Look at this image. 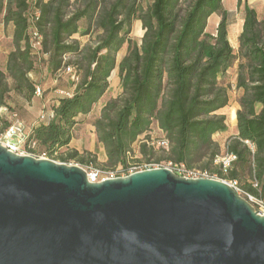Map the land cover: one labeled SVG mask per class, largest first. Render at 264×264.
Segmentation results:
<instances>
[{
  "label": "trees",
  "instance_id": "obj_1",
  "mask_svg": "<svg viewBox=\"0 0 264 264\" xmlns=\"http://www.w3.org/2000/svg\"><path fill=\"white\" fill-rule=\"evenodd\" d=\"M223 1L152 0L143 9L140 0H0V25L13 28V50L5 72L0 71V109L9 108L11 92L27 102L35 96L37 89L28 75L34 69V47L47 55L52 73L61 68L65 56L74 59L69 64L77 79L75 89L57 99L51 119L33 128L25 143L29 153L51 161L58 150L67 148L74 127L106 94L116 69L122 94L107 103L93 123L106 156L103 167L126 168L132 145L156 123L167 147L159 146L164 156L155 163L163 160L217 174L227 183L235 181L241 192L264 199V20L244 6L235 55ZM213 14L221 19L210 34L207 21ZM134 20L144 29L139 46L127 38ZM78 33H95L96 45L82 47L72 38ZM124 42L127 52L118 59ZM235 61L241 95L234 113L236 134L224 147V154L235 160L223 170L214 166L222 148L212 137L227 130L226 118L214 113L228 105V89L218 78ZM10 125H4L0 136ZM153 149L146 142L139 144L146 161ZM77 155L70 152L60 160ZM78 163L97 164L95 158H80Z\"/></svg>",
  "mask_w": 264,
  "mask_h": 264
},
{
  "label": "water",
  "instance_id": "obj_2",
  "mask_svg": "<svg viewBox=\"0 0 264 264\" xmlns=\"http://www.w3.org/2000/svg\"><path fill=\"white\" fill-rule=\"evenodd\" d=\"M226 182L156 167L91 183L0 144V264H264V216Z\"/></svg>",
  "mask_w": 264,
  "mask_h": 264
},
{
  "label": "rangeland",
  "instance_id": "obj_3",
  "mask_svg": "<svg viewBox=\"0 0 264 264\" xmlns=\"http://www.w3.org/2000/svg\"><path fill=\"white\" fill-rule=\"evenodd\" d=\"M151 2L152 0H140L143 9H146L151 4ZM222 5L223 10L227 13L226 21L229 25L228 40L230 41L233 52L236 55L238 52V36L242 29L244 6H247L250 9L254 10L259 20H264V0H224ZM220 19V14H213L212 17H210L207 21L206 32L210 34L214 33V30ZM128 29V40L132 43V45L139 46L141 44V37L144 33V29L143 27H141L140 21H132ZM83 31L84 29L80 28L79 32L82 33ZM81 33L73 37V39L80 43L82 47H94V45H96V43H94L96 41L95 33H93L92 35H83ZM127 48L128 43L124 42L123 48L117 58L124 56V54H126L127 52ZM12 50L13 45H11V41L8 37V33L5 30V27L0 26V71L5 72V65L7 62L6 58ZM31 56L34 60V69L29 73V75L32 80L36 81L37 83L36 86L38 90L36 92V95L30 102H27L22 96H19L14 92L10 93V97L7 100L9 108L6 107L0 109V133L3 131V127L6 123H22L23 128L26 129L28 126L36 122V115L38 113L42 114L48 111V108L50 107V104H47L48 97H64L66 95V92L71 93L75 89L73 84L77 80L74 74L73 66L72 64H69V62L74 61L71 56H65L63 58V64L61 68L56 70L54 73L51 72L52 65L50 64L46 54L38 51L37 48L34 47ZM237 65L238 61H235L232 66L228 68L227 73L224 76L218 78L219 84L228 89L227 96L229 99L228 105L226 107L217 110L214 113L215 115L223 116L226 118L225 125L227 130L222 133H216L212 137L213 141L218 143L222 148V152L219 157L224 155V142L227 141L236 132L234 124V113L238 109V98L241 95V91L236 88L235 84L238 70ZM108 88L109 89L106 94L97 102V104H95L90 114L84 117L81 123L74 127V129L72 130V139L67 148L58 150L54 154L52 160L56 163H62L60 160V156L66 158L70 152H76L78 153V155L72 159H67L64 164L77 165L79 167L83 166V168L87 172H94L97 170L113 171L120 175H127L129 172L154 169L156 167L171 168L170 164L163 160H161L159 163H155L154 161L157 158L164 156V153L159 150V146H161V141L163 140V133L158 129L156 123L151 126L148 133L141 135V137L138 139V142L132 145L133 150L128 154L126 158V168L119 165L115 167H103V165L106 163V156L104 148L97 141L93 123L96 121L102 108L111 100L118 98L122 94V87H120V77L116 69L109 78ZM141 142H146L148 146L154 148L153 154L149 156V161H146V158L139 152V144ZM34 149H36V147H34ZM22 151L28 150L25 149L24 146V149H22ZM31 155H33L36 159L37 157H42V155L38 154V152ZM80 158H95V162H97V164L96 166L81 165L80 163H78V159ZM216 165L218 164L215 163L214 166ZM208 175L215 180L221 179L217 174Z\"/></svg>",
  "mask_w": 264,
  "mask_h": 264
},
{
  "label": "built area",
  "instance_id": "obj_4",
  "mask_svg": "<svg viewBox=\"0 0 264 264\" xmlns=\"http://www.w3.org/2000/svg\"><path fill=\"white\" fill-rule=\"evenodd\" d=\"M77 80V79H76ZM52 117V115H51ZM27 139V134L24 132L23 124L22 123H15L11 124L7 130L1 134L0 136V144L7 150H10L18 155H28L33 158H35L31 153L28 151H22L24 149L25 143ZM31 146H34V144H31ZM161 146L167 147V142L163 139L161 141ZM37 158H44V155L42 157H37ZM234 156L233 155H227L224 154L220 157L216 158L215 163L221 165L222 169L225 170L229 168L230 164L232 161H234ZM169 169L170 171L172 170L175 174L182 176L184 178H210L206 172H200L195 169H185L184 166H171V168H166ZM87 172V171H86ZM137 172V171H135ZM133 173L129 172L128 174ZM127 174V175H128ZM127 175H120L116 172L113 171H94V172H87V177L89 182L91 183H97L100 181H104L107 179H112V178H118V177H126ZM215 180V179H214ZM222 181V180H221ZM225 182V181H224ZM227 183V182H226ZM230 187L234 188L235 191L242 196L245 200H247L254 208L256 212H259L258 214L261 216H264V199H260L257 197H254L248 193H243L241 190L237 187V183L235 181H231L227 183Z\"/></svg>",
  "mask_w": 264,
  "mask_h": 264
},
{
  "label": "crops",
  "instance_id": "obj_5",
  "mask_svg": "<svg viewBox=\"0 0 264 264\" xmlns=\"http://www.w3.org/2000/svg\"><path fill=\"white\" fill-rule=\"evenodd\" d=\"M1 27H2V25H0ZM84 27V24L83 23H80V28L81 29H84L83 28ZM79 28V29H80ZM12 26L11 25H7L6 27H5V30L7 31V33H8V37L10 38V41H11V39H12V33H13V31H12ZM79 34V33H78ZM78 34H76V35H78ZM75 35V36H76ZM75 36H73V37H75ZM72 37V38H73ZM121 52V51H120ZM119 55V54H118ZM118 57V56H117ZM123 57V56H122ZM118 59H121V57L120 58H118ZM115 71V70H114ZM114 71H112V74H113V72ZM111 74V75H112ZM29 75V74H28ZM29 77H30V75H29ZM111 77V76H110ZM30 79L32 80V78L30 77ZM33 82H34V84H35V86H36V81H34V80H32ZM36 89H37V86H36ZM38 90V89H37ZM37 92V91H36ZM69 92H66L65 94H68ZM36 95V94H35ZM35 97V96H34ZM33 97V98H34ZM60 97H62V96H50V97H48V99H47V104H50V107L48 108V111H46L45 113H38L37 115H36V122L35 123H33L32 125H30V126H28L26 129H24L25 130V134H27L28 135V133L33 129V128H35L38 124H41V123H43V122H48L50 119H51V115H52V108H53V106H56L57 105V99L58 98H60ZM234 124H235V122H234ZM235 134H236V132H235ZM234 134V135H235ZM226 142V141H225ZM225 142H224V144H225ZM225 146V145H224Z\"/></svg>",
  "mask_w": 264,
  "mask_h": 264
}]
</instances>
